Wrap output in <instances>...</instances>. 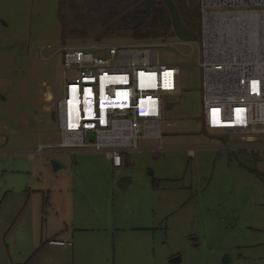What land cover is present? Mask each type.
<instances>
[{
  "label": "rangeland",
  "instance_id": "rangeland-1",
  "mask_svg": "<svg viewBox=\"0 0 264 264\" xmlns=\"http://www.w3.org/2000/svg\"><path fill=\"white\" fill-rule=\"evenodd\" d=\"M262 1L206 3L251 12L264 10ZM186 4L199 9L200 22L202 0ZM111 7L110 0H0V264H46L43 242L65 224L69 237L59 235L64 245L49 249L47 264H170L176 255L180 264H264L263 150L249 152L238 135L203 126L200 29L196 41L173 32L150 41L127 30L105 35ZM91 43H151L160 64L179 66V92L162 96L161 139H139L143 150L118 168L104 151L35 152L58 143L55 104L63 80L78 76L46 47ZM118 178L132 181L123 193ZM64 201L69 214H55Z\"/></svg>",
  "mask_w": 264,
  "mask_h": 264
},
{
  "label": "built area",
  "instance_id": "built-area-1",
  "mask_svg": "<svg viewBox=\"0 0 264 264\" xmlns=\"http://www.w3.org/2000/svg\"><path fill=\"white\" fill-rule=\"evenodd\" d=\"M207 1L202 0L198 63L203 126L238 135L250 152L262 149L264 157V10L246 16L243 10L208 9ZM46 49H56L63 71L73 69L78 76L63 80V95L55 104L58 143L39 145L36 153L44 147L104 151L118 168L124 153L143 150L139 139H161L162 96L179 92V66L160 64L155 45Z\"/></svg>",
  "mask_w": 264,
  "mask_h": 264
},
{
  "label": "trees",
  "instance_id": "trees-1",
  "mask_svg": "<svg viewBox=\"0 0 264 264\" xmlns=\"http://www.w3.org/2000/svg\"><path fill=\"white\" fill-rule=\"evenodd\" d=\"M110 1L112 7L107 11L106 17L102 21L105 24V35L115 33L118 30H127L131 37L137 41H150L166 37L173 32L170 15L161 0ZM172 1L186 28L192 32H198L200 29L199 9L195 4H186V0ZM61 33L62 36L66 34L63 23ZM257 177L264 186V175L257 173Z\"/></svg>",
  "mask_w": 264,
  "mask_h": 264
},
{
  "label": "water",
  "instance_id": "water-1",
  "mask_svg": "<svg viewBox=\"0 0 264 264\" xmlns=\"http://www.w3.org/2000/svg\"><path fill=\"white\" fill-rule=\"evenodd\" d=\"M161 2L166 7L169 15H170V22H171V29L175 35L176 38H178L181 41H196L198 36L196 33L190 31L186 28V26L181 21L176 6L173 3L172 0H161ZM94 136L90 135L89 140H93ZM51 167L53 171H57L61 169V166L54 161H51ZM132 181L130 179L123 178L116 184V189L120 192H125L129 186L131 185ZM181 256L176 255L168 260L170 264H180ZM223 263L227 264L225 260H223Z\"/></svg>",
  "mask_w": 264,
  "mask_h": 264
},
{
  "label": "crops",
  "instance_id": "crops-1",
  "mask_svg": "<svg viewBox=\"0 0 264 264\" xmlns=\"http://www.w3.org/2000/svg\"><path fill=\"white\" fill-rule=\"evenodd\" d=\"M248 147H249V145L242 146V148L248 149V151H249V148ZM257 150H259V149H257ZM127 155H128L127 153H124L123 154V156H127ZM121 179L122 178H120V179L118 178L116 180V182L118 183ZM54 210H55V214H58V212H59L61 215L63 214V216L65 215V213H68L69 214V212H70V209H69V207H67L65 201L62 203V206L59 205ZM65 226H66V228L64 230H62V231H60L58 233H55L54 236H52L51 238H49V239L45 240V242H43V246H42L43 249H42L41 252H43V254H44L43 256H45V262H46V264L48 262H50V260H51V259L48 258V256H49L48 255L49 249L51 247H63V245H64V241L63 240L57 239V238H59V235L63 234V236H65L66 238L69 237V233H70V231L68 230L69 228H68V226L66 224H65ZM34 263H35V261H34Z\"/></svg>",
  "mask_w": 264,
  "mask_h": 264
},
{
  "label": "bare ground",
  "instance_id": "bare-ground-1",
  "mask_svg": "<svg viewBox=\"0 0 264 264\" xmlns=\"http://www.w3.org/2000/svg\"><path fill=\"white\" fill-rule=\"evenodd\" d=\"M242 13H244V14H246V16H251V15H258V11H256V13H254V11H243ZM229 14H234V13H229ZM235 15V14H234ZM152 77V76H151ZM149 81L151 82L152 81V78L151 79H149ZM90 93V92H89ZM88 95H90V94H88ZM75 101H73L72 103H74ZM104 107H102V109H103ZM216 124H218V122H216ZM214 126H216V125H214Z\"/></svg>",
  "mask_w": 264,
  "mask_h": 264
}]
</instances>
